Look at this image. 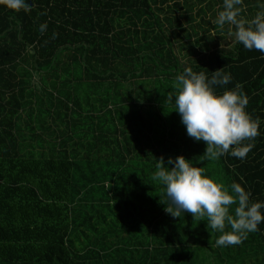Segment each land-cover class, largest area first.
<instances>
[{
  "label": "trees",
  "instance_id": "1",
  "mask_svg": "<svg viewBox=\"0 0 264 264\" xmlns=\"http://www.w3.org/2000/svg\"><path fill=\"white\" fill-rule=\"evenodd\" d=\"M28 2L0 5V264H264V223L218 247L206 218L167 214L151 180L183 156L264 202V54L223 40V0ZM243 3L240 18L264 10ZM188 67L246 94L259 135L244 159H205L187 136L167 97Z\"/></svg>",
  "mask_w": 264,
  "mask_h": 264
},
{
  "label": "clouds",
  "instance_id": "2",
  "mask_svg": "<svg viewBox=\"0 0 264 264\" xmlns=\"http://www.w3.org/2000/svg\"><path fill=\"white\" fill-rule=\"evenodd\" d=\"M242 4L243 0H223V10L213 23L221 29L232 26L234 31L229 35L234 36L236 43L264 54V10L246 20L240 18ZM0 5L16 12L32 7L28 0H0ZM46 27L41 25V31ZM230 82V74L219 70L208 78L204 72L196 73L188 67L176 77L175 94L167 97L169 102L174 101L173 111L180 116L187 136L205 142V159L216 160L225 154L244 159L254 145L243 142L259 135V122L246 112L248 98L240 86L216 93L217 86ZM189 161L177 156L169 157L166 163L160 158L156 163L151 180L163 186L164 211L173 218H180L184 213L200 221L206 218L207 228L221 233L215 241L218 247L241 244L264 223V202H251V193L238 183L226 188L214 182ZM233 205H236L234 214L230 213ZM226 227L231 231H226Z\"/></svg>",
  "mask_w": 264,
  "mask_h": 264
},
{
  "label": "rangeland",
  "instance_id": "3",
  "mask_svg": "<svg viewBox=\"0 0 264 264\" xmlns=\"http://www.w3.org/2000/svg\"><path fill=\"white\" fill-rule=\"evenodd\" d=\"M243 4H245V3H243ZM242 4V5H243ZM183 24L185 23L183 20L181 21ZM213 22V21H212ZM214 24V23H213ZM229 30V32L230 31H232V29H228ZM229 32L227 33V38H225V39H223L228 45H232L234 42H235V39H234V36H230L229 35ZM213 35H215V36H217V34H216V32L214 31V33H213ZM215 38V37H214ZM218 41H220V40H218ZM212 42V41H211ZM212 45L213 44H211V46L209 47V49H212L213 47H212ZM219 45L220 46H223V45H225L224 43H223V41H220V43H219ZM185 48H187V46L185 47ZM199 50V49H198ZM209 52V51H208ZM208 52H206L205 51V55H207L208 54ZM183 60H185V59H183Z\"/></svg>",
  "mask_w": 264,
  "mask_h": 264
},
{
  "label": "crops",
  "instance_id": "4",
  "mask_svg": "<svg viewBox=\"0 0 264 264\" xmlns=\"http://www.w3.org/2000/svg\"><path fill=\"white\" fill-rule=\"evenodd\" d=\"M245 7H246V5H245ZM231 27V26H230ZM232 29V31H233V28H231ZM228 32H229V30H228Z\"/></svg>",
  "mask_w": 264,
  "mask_h": 264
}]
</instances>
